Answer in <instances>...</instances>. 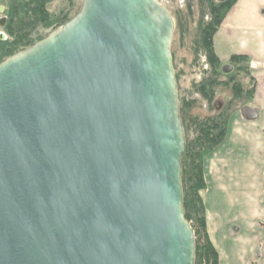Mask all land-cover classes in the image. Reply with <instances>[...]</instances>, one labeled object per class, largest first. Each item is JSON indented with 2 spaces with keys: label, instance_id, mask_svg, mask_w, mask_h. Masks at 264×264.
<instances>
[{
  "label": "water",
  "instance_id": "obj_1",
  "mask_svg": "<svg viewBox=\"0 0 264 264\" xmlns=\"http://www.w3.org/2000/svg\"><path fill=\"white\" fill-rule=\"evenodd\" d=\"M173 30L156 0H82L0 63V264L195 263Z\"/></svg>",
  "mask_w": 264,
  "mask_h": 264
},
{
  "label": "crops",
  "instance_id": "obj_2",
  "mask_svg": "<svg viewBox=\"0 0 264 264\" xmlns=\"http://www.w3.org/2000/svg\"><path fill=\"white\" fill-rule=\"evenodd\" d=\"M221 64L244 56L255 79L247 106L234 110L221 143L204 159L201 192L218 264H264V0H234L212 38Z\"/></svg>",
  "mask_w": 264,
  "mask_h": 264
},
{
  "label": "rangeland",
  "instance_id": "obj_3",
  "mask_svg": "<svg viewBox=\"0 0 264 264\" xmlns=\"http://www.w3.org/2000/svg\"><path fill=\"white\" fill-rule=\"evenodd\" d=\"M156 1L164 6L170 16L176 21V27L175 30H173V35L170 42V53L175 73L179 103L181 102V99L191 100V98L196 97L193 93L195 85L194 80H196L194 79L195 76H207L205 75V73L207 72V68H205V56L207 58L208 50L205 47L201 49L195 48L196 41L198 37H200L197 26H199V22L201 20L197 16V11L194 3L192 4V6L194 7L192 9V14L187 16L184 15L183 8H178V6L176 7L175 4L173 6L174 9L171 7V2L176 0ZM180 4L181 0H179L178 5L180 6ZM81 6L82 0H0V19L5 20L4 24L0 25V63L8 57L30 48L35 43L48 37L52 32L58 30L64 24L72 20L80 12ZM204 21L208 22L205 18ZM200 42H203V40H200ZM248 61L249 60L246 58L245 60H241L239 62H228V64L236 67L242 65L243 71L247 73L245 75L246 82H242L243 86L245 84L248 91L247 98L245 99V102L247 104L250 102V99L252 97L250 93L251 91L253 93L255 86V79L251 75V71L253 69L250 67V63ZM245 76L242 75V77ZM204 104L207 105V102L201 99H197L190 107V119L192 121H196L195 124H199L198 121L200 123L204 122V120H206V118L211 116L213 113V110H211V105H207V108H205ZM232 104V106H235L234 101H232ZM192 121L186 122V124L183 125L185 136V153L194 152L191 150V147L193 146V142L195 141L194 144H196L197 141V131L194 127L195 124L192 123ZM203 124H206V127H212V125H210L208 122H205ZM206 129L207 128H205V131H203L202 133L208 132ZM199 141L204 144V147L200 148V151H197V145L195 146V149L197 147L196 152H199L201 156L203 172L204 159L207 155L211 154L219 144L216 146L212 145V147H208L209 144L208 142H206L207 139H202ZM182 179L183 174L181 176V180ZM205 186L206 184L204 181V188L199 191V196L204 207V227L202 226V223L199 222V218L197 216L194 217L193 214L188 221L186 220L190 224V226L195 225L197 229V234H194V264H207L206 259L203 255L206 239H208L210 244L212 245L207 234L205 205L201 195V192L205 189ZM196 246L201 252V254L198 255L197 260ZM213 249L215 250L214 247Z\"/></svg>",
  "mask_w": 264,
  "mask_h": 264
},
{
  "label": "flooded vegetation",
  "instance_id": "obj_4",
  "mask_svg": "<svg viewBox=\"0 0 264 264\" xmlns=\"http://www.w3.org/2000/svg\"><path fill=\"white\" fill-rule=\"evenodd\" d=\"M229 1L230 0L222 2H219L218 0H181L179 6V0H176L171 2V7L173 8L175 4L176 7L178 6V8L181 7L184 9V15L189 16L192 14V9L194 8L192 4H195L197 16L201 20V23L199 22V26H197L200 37H198L196 41L195 48L201 49L204 47V44L203 42H200V40H203L204 33L208 31V26L211 23L213 16L217 14L216 10L222 8V5ZM204 18L208 22H205ZM173 20L175 30L176 21L174 18ZM205 62V68H207L205 75L207 76L202 77L196 75L194 78L196 80H194L195 85L193 93L196 97L191 98L192 101L190 99H181V102L179 103V114L182 127L186 122L192 121L189 113L190 107L197 99L204 100L207 102V105H211L213 113L211 116L207 117L204 122L200 123L198 121L199 124H195L196 121H192V123L195 124L194 127L197 131V137L200 135L202 128L206 127V124L203 123L208 122L212 125L210 129L212 132L214 130L213 128H217L218 125L221 126L225 115H229L228 118H230L232 110L240 111L243 107L247 106L245 99L247 98L248 91L245 84L244 86L242 84V82H246L245 75L247 73L243 71V66L236 67L228 63L221 64L220 62L216 66L212 64L206 56ZM242 75L245 77H242ZM232 101H234L235 106H232ZM207 105L204 104V107L207 108Z\"/></svg>",
  "mask_w": 264,
  "mask_h": 264
},
{
  "label": "trees",
  "instance_id": "obj_5",
  "mask_svg": "<svg viewBox=\"0 0 264 264\" xmlns=\"http://www.w3.org/2000/svg\"><path fill=\"white\" fill-rule=\"evenodd\" d=\"M234 3V0H230L229 2L222 5V8L217 9V14L213 16L211 23L208 26V31H206L203 35V44L204 47L208 50L207 51V58L210 60V62L214 65H218L219 61L216 58L213 47H212V38L215 32L217 31L219 25L221 24L225 14L227 11L231 8L232 4ZM246 58L244 56H235L231 59V62H239L241 60H245ZM252 91L250 95L252 96ZM229 115L225 116L223 118L221 126L218 125L217 128H213L214 130L211 132V127H203L200 131V135L197 137L196 144L195 141L193 142V146L191 147V150L194 151L192 153H185V156L183 157L181 163H182V174L183 179L181 180L183 182V208H184V218L185 220H189L191 215L193 214L194 217L197 216L199 218V222L202 223V226L204 227V207L203 203L201 201V198L199 196V191L204 188V179H203V172H202V160L199 152H196L195 146L198 145V150L200 151V148L204 147V144L199 141L202 139H207L206 142H208L209 146L212 147V145L216 146L220 144L222 139L224 138L226 127H227V121H228ZM205 128L208 132L202 133L205 131ZM206 137V138H205ZM189 162V163H188ZM192 229L194 231V234H197V229L195 225H191ZM205 250H204V258L206 259L207 264H217L218 257L213 249L212 245L210 244L209 240L206 239L205 242ZM199 253V254H198ZM203 253V252H202ZM201 252L199 251L198 247L196 246V260L198 259V255H200Z\"/></svg>",
  "mask_w": 264,
  "mask_h": 264
}]
</instances>
